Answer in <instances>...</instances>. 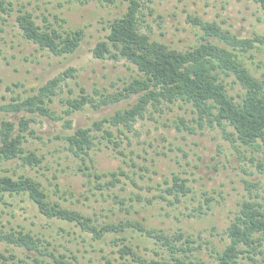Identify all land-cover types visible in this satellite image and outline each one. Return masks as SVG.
<instances>
[{"label":"rangeland","instance_id":"1","mask_svg":"<svg viewBox=\"0 0 264 264\" xmlns=\"http://www.w3.org/2000/svg\"><path fill=\"white\" fill-rule=\"evenodd\" d=\"M3 2L8 10H0V105L36 92L48 79L68 67H75L76 76L68 78L49 104L55 114L61 116L65 108L62 99L77 96L80 86L98 98L100 92L121 89L138 74L136 67L125 59L96 58L91 52L96 42L106 37L108 22L127 10L128 0ZM139 2L140 30L180 51L203 41L205 33L191 21V16L216 22L238 37L264 34V11L253 0ZM20 8L33 12L41 24L50 23L60 29L84 28L85 37L80 47L65 55H55L39 48L20 32L16 22ZM44 15L48 21L44 20ZM208 39L224 45L216 38ZM236 52L250 74L264 80V45ZM218 74L227 92L238 99L243 89L236 76L222 70ZM136 98L137 95H133L100 108L87 105L69 117L66 115L65 119L71 118L74 127L87 126L94 119L128 107ZM192 109L190 103L182 100L164 102L159 109L151 106L145 118L139 119L132 130L124 129L125 132L120 134L114 129L116 140L122 139L118 149L125 154L115 151L112 143L104 140L96 143L85 162L67 148L64 136L72 130L65 127L64 119L37 113L18 112L15 115L2 112L3 117L14 121L22 115L32 118L30 128L34 135H27L25 146L43 158L38 166L26 165L20 158L6 161L0 164V173L14 176L24 173L36 178L50 194V199L93 216L98 223L131 218L162 228L168 234L184 230L204 243L192 250L191 257L212 261V255L216 254L213 247L222 248L229 241L226 229L240 202L252 198L260 200L264 196V149L234 139L229 134L233 130L229 125L225 128L215 122L200 125L193 120L195 113ZM181 117L194 131L177 129L176 122ZM120 169L126 174L121 175L115 184H107L108 177L99 182L88 174ZM176 174L189 179L192 191L181 202L170 204L162 194L165 195L166 181H171ZM247 182L252 186H247ZM56 183H59L58 192H55ZM168 197L172 196L168 194ZM5 200L7 204L0 206L1 225L5 229L24 226L39 232L49 252L66 253L73 264H106L102 254L113 259L118 255L114 252L117 247L110 242L111 235H106L104 242L94 240L73 223L46 217L34 202L23 196L6 195ZM138 233L128 232L130 238L136 236L132 240L139 247L137 250L148 257L154 256L156 245L153 239ZM102 246L103 251L100 250ZM261 249L264 250V246ZM0 252L15 253L16 260L28 259V251L6 242H0ZM244 260L250 264H264V254H254V260L242 258L241 261Z\"/></svg>","mask_w":264,"mask_h":264},{"label":"trees","instance_id":"2","mask_svg":"<svg viewBox=\"0 0 264 264\" xmlns=\"http://www.w3.org/2000/svg\"><path fill=\"white\" fill-rule=\"evenodd\" d=\"M77 1L85 3L90 0ZM253 1L264 11V0ZM4 5L3 0H0V10L7 11L8 7ZM140 6L139 0H128L127 10L108 22L106 37L98 40L91 48L96 58L127 60L136 67L138 74L121 89L100 92L98 98L80 86V93L77 96L62 99L65 108L61 116H57L49 104L54 101V96L62 89V85L67 83L68 78L76 76L75 67H68L48 79L34 93L1 104L0 164L20 158L26 165L38 166L43 158L35 150L27 149L25 146L27 135H34L33 129L30 128L32 118L22 115L18 121H14L3 117L2 112L15 115L18 112L37 113L64 119L65 127L72 130L64 136L67 148L85 162L96 143L104 140L112 143L115 151L125 154L123 150L118 149L122 139L116 140L114 129L120 131V134L125 132L124 129L132 130L139 119L145 118L151 106L159 109L164 102L178 100L192 105L195 113L193 120L200 125L214 122L224 128L229 125L233 128L229 134L233 135L234 139L253 148L264 149V80L251 75L239 52H236V50L246 52L264 45V34L238 37L216 22L191 16V21L199 25L205 33L203 41L193 48L180 51L169 48L140 30ZM44 20H49L47 15H44ZM16 22L26 39L55 55L74 53L85 37V30L82 27L60 29L50 23L41 24L33 12L23 8L18 10ZM208 37L216 38L219 42H224V45L214 43ZM218 69L236 76L243 89L242 93L238 94V99L227 92L226 86L219 80ZM95 92L99 93L98 90ZM133 95H137V98L131 105L94 119L87 126L74 127L73 120L68 118L87 105L100 108ZM66 115L68 117L65 119ZM176 127L180 131L183 128L194 131L192 126L186 124L184 117L176 122ZM88 174L99 182L108 177L107 184H115L126 171L124 169L103 173L93 171ZM188 181L187 177L174 175L171 181H166L165 195L162 194V198L170 204L181 202L192 191ZM58 184L56 183L55 192L60 190ZM247 186L251 187L252 184L247 182ZM168 194L172 197H168ZM6 195L23 196L34 202L46 217L73 223L79 226L82 232L89 233L94 240L103 241L106 235L113 236L110 242L117 247L114 252L118 255L113 259L114 257L102 254L106 264H250L248 261H241L242 258L254 260V254H264V250L261 249L264 246V196L260 200L252 198L240 202L239 209L226 229L229 241L222 248L213 247L216 256L212 255L214 259L206 261L195 255L191 257L192 250L204 243L198 242L193 235H187L184 230L168 234L162 228H155L131 218L98 223L93 216L63 205L59 200L50 199V194L42 183L24 173L17 176L0 173V206L7 204ZM122 202L124 203L123 200ZM196 210L200 209L197 207ZM1 224L0 216V242L13 244L28 251V259L16 260L15 253L0 252V264L19 262L73 264L66 253L49 252L39 232L26 229L24 226L20 228L11 226L10 229H5ZM129 230L140 232L138 233L140 236L152 238L156 245L153 249L155 255L148 257L137 250L139 247L132 240L136 236L130 238ZM100 250L103 251L104 247L102 246Z\"/></svg>","mask_w":264,"mask_h":264}]
</instances>
